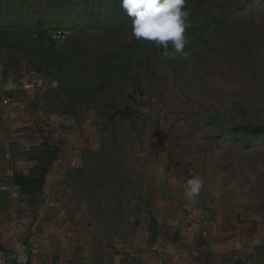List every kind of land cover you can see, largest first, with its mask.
Instances as JSON below:
<instances>
[{"label": "rangeland", "instance_id": "rangeland-1", "mask_svg": "<svg viewBox=\"0 0 264 264\" xmlns=\"http://www.w3.org/2000/svg\"><path fill=\"white\" fill-rule=\"evenodd\" d=\"M186 8L188 56L169 59L133 37L120 0H0V119L8 88L38 77L44 113L85 140L70 177L90 206L119 185L131 204L161 169L264 213V0Z\"/></svg>", "mask_w": 264, "mask_h": 264}, {"label": "crops", "instance_id": "crops-1", "mask_svg": "<svg viewBox=\"0 0 264 264\" xmlns=\"http://www.w3.org/2000/svg\"><path fill=\"white\" fill-rule=\"evenodd\" d=\"M7 91L14 101L0 119V249L9 261L29 245L39 251L30 264H264L263 212L233 209L202 190L189 201L182 179L161 169L129 205L120 185L106 205H88L70 177L82 134L44 113L38 77ZM43 170L42 193L17 186V176L38 179Z\"/></svg>", "mask_w": 264, "mask_h": 264}, {"label": "clouds", "instance_id": "clouds-1", "mask_svg": "<svg viewBox=\"0 0 264 264\" xmlns=\"http://www.w3.org/2000/svg\"><path fill=\"white\" fill-rule=\"evenodd\" d=\"M120 6L131 18L135 39L154 42L163 48V56L174 59L177 54L186 58L189 39L186 29L190 26L186 0H120ZM171 46V47H170ZM204 182L199 176L187 179L184 196L189 201L197 198Z\"/></svg>", "mask_w": 264, "mask_h": 264}, {"label": "built area", "instance_id": "built-area-1", "mask_svg": "<svg viewBox=\"0 0 264 264\" xmlns=\"http://www.w3.org/2000/svg\"><path fill=\"white\" fill-rule=\"evenodd\" d=\"M66 33L64 31H58L54 34L53 39L58 42H64L66 39ZM13 98L10 95H6L4 97L3 106L7 113H11V106L13 103ZM18 137V133L13 132L11 134L12 139H16ZM27 151L31 150V147L28 146ZM2 190H7L6 187H3ZM39 251L37 248L30 247L29 245H23L21 251L17 254L13 261H9L5 251L0 249V264H30L32 260H34Z\"/></svg>", "mask_w": 264, "mask_h": 264}, {"label": "water", "instance_id": "water-1", "mask_svg": "<svg viewBox=\"0 0 264 264\" xmlns=\"http://www.w3.org/2000/svg\"><path fill=\"white\" fill-rule=\"evenodd\" d=\"M47 170H43L38 179H29L24 176L16 177V184L24 193L40 194L46 181Z\"/></svg>", "mask_w": 264, "mask_h": 264}, {"label": "trees", "instance_id": "trees-1", "mask_svg": "<svg viewBox=\"0 0 264 264\" xmlns=\"http://www.w3.org/2000/svg\"><path fill=\"white\" fill-rule=\"evenodd\" d=\"M260 130H261L262 132H264V128H261Z\"/></svg>", "mask_w": 264, "mask_h": 264}]
</instances>
